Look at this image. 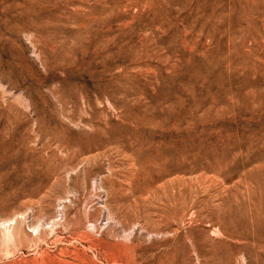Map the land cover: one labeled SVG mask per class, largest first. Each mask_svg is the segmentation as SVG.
I'll return each mask as SVG.
<instances>
[{"label": "rangeland", "instance_id": "obj_1", "mask_svg": "<svg viewBox=\"0 0 264 264\" xmlns=\"http://www.w3.org/2000/svg\"><path fill=\"white\" fill-rule=\"evenodd\" d=\"M0 264H264V0H0Z\"/></svg>", "mask_w": 264, "mask_h": 264}, {"label": "bare ground", "instance_id": "obj_2", "mask_svg": "<svg viewBox=\"0 0 264 264\" xmlns=\"http://www.w3.org/2000/svg\"><path fill=\"white\" fill-rule=\"evenodd\" d=\"M9 236H10V234H9ZM9 236H8V237H9Z\"/></svg>", "mask_w": 264, "mask_h": 264}]
</instances>
